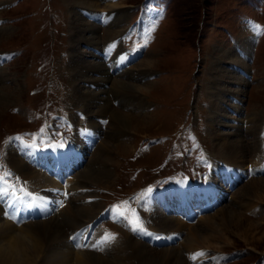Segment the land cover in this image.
Returning a JSON list of instances; mask_svg holds the SVG:
<instances>
[{"label":"rangeland","instance_id":"obj_1","mask_svg":"<svg viewBox=\"0 0 264 264\" xmlns=\"http://www.w3.org/2000/svg\"><path fill=\"white\" fill-rule=\"evenodd\" d=\"M1 2L3 3L0 5V27H8L9 30L0 34V55L5 58L0 63L1 66H5L2 78L4 80L0 82V96L8 97L9 100L0 109V176H9L4 180L8 182L24 176L15 168L13 156L10 154L14 139H17L24 149H27V142L30 143V147L44 148L56 140L64 141L66 137L62 135L66 132L72 135L77 127L85 125L89 127L87 119L89 121L90 118L81 116L78 109H72L75 107L73 94L76 92L75 86L71 83L72 77L75 76L71 71L70 61L73 58L71 49L74 46L71 39L72 25L75 22L71 8L64 0ZM118 2L122 4L121 11L123 20L125 19L121 23L122 28L118 26L121 35L117 36L115 32L109 34L103 24L99 33L101 42L97 49L80 44L76 51L84 50L85 54L92 51L104 55L113 45L108 46L107 42L111 43L112 40V43H118L120 50L124 46L125 51L135 57L130 59L123 69L119 71L111 69L110 74L114 77L110 76L109 83L105 86L110 89L115 79L130 82V77L133 76L135 82H132L135 84L149 86L150 92L141 96L149 107L143 113L135 109H131V112L129 107H123L121 104L128 95L122 92L114 93L112 90L110 92L112 94L109 93L110 107L121 113L131 114L144 124L121 135L123 137L114 138L111 114L97 119L96 122L99 121L98 125L101 126L100 135L95 130L98 144L95 143L91 149L89 146L86 147L84 160L80 168L77 167L72 172V177L82 172L88 162L95 161L98 168L97 160L100 158L101 150L96 153V149L99 143L104 141L106 147L103 149L114 148L110 153L113 162L107 164L111 179L103 176L101 181L91 183L90 189L84 190L85 193L90 192L89 199L94 203L98 202L104 209H109L110 206L120 208L131 216L132 220L139 218L141 221L147 217L150 220L151 214L154 220L153 210L156 205L154 204L150 210L147 204H141L146 193L161 189L171 190L180 182L193 184L203 182L212 174L214 164L216 166L212 160L216 152L214 132L210 131L209 126L210 122H213L210 117L212 104L215 102L213 98L217 86L214 83L217 78L224 88L223 93L219 94L225 97L219 100L222 108L220 112L227 115L225 120L230 121L231 125L236 124L243 129L241 130L243 132L238 134L244 135L246 147H252L253 143L256 145L251 148L247 162L242 164L244 173L232 163V158L231 161L227 160L226 167L229 166L232 173L239 172L240 180L232 188L226 186L225 189L219 186V182L217 183V186L226 193L224 200L220 201L221 205L208 212L216 213L221 206L231 205L233 194L240 187L247 185L252 178L260 180L264 178V168L255 174L253 171L254 167L257 169L262 164L255 159L254 149L257 147L262 150L264 156V0H118ZM87 15L85 13L86 17ZM247 39L253 40L247 63L244 66L236 65L237 69L234 70L231 67L234 62L230 57L237 48L236 44ZM143 60L153 62V65L151 74L141 78L143 73L141 70L144 67L140 62ZM242 69L245 73L241 72ZM124 71H127L126 76L121 74ZM118 73L123 77H117ZM238 77H242L246 83L240 96V109L236 113L234 104L238 94L233 90L238 89L240 92L242 83ZM75 114L77 119H74L69 127L65 120L70 121V118L72 120L71 115ZM94 119L96 118L93 117L92 120ZM75 121L79 123L76 124ZM218 127L217 129L222 131L229 130L226 126ZM60 131L63 133H59ZM14 152L27 162L29 170H43L25 158L19 149ZM217 162L223 160L217 158ZM257 187L254 190L250 188L244 190L264 194V183ZM150 197L146 198V201ZM237 198L240 203L246 201L240 194ZM254 198L253 204H249L253 207L248 206L250 210H247L246 206L245 210H241L244 219L223 226L220 230L221 234L218 235L221 236V241L215 243L219 245L220 250H217L218 247L202 251L199 249L189 254L185 251L183 255L187 262H190L188 264H264V198H261V203L255 202L258 201L256 196ZM141 206L144 212L140 211ZM236 206L232 205L231 208L237 209ZM259 206H262V209ZM99 210L95 212L96 215L94 214L99 221L95 230H101L97 234H114L119 241L131 237L143 242L132 234L130 226H123L126 224L124 221L121 224L107 214L102 215ZM237 211L240 212L239 209ZM174 213L172 208L165 209L168 216H177ZM200 216L201 214L192 221L185 219L184 221L187 224L192 223L193 226L197 224ZM82 220L87 223L89 217L82 216ZM154 226L155 223L152 226L147 225L153 229ZM183 233L158 231L159 235L163 234L165 237L172 234L182 237H176L174 243L165 246L147 244L158 252L179 247L183 241ZM108 248L105 245L102 250L89 252L103 255L105 261L113 264L114 260L107 254ZM130 263L138 264V261Z\"/></svg>","mask_w":264,"mask_h":264},{"label":"bare ground","instance_id":"obj_2","mask_svg":"<svg viewBox=\"0 0 264 264\" xmlns=\"http://www.w3.org/2000/svg\"><path fill=\"white\" fill-rule=\"evenodd\" d=\"M1 1L0 5L3 3ZM64 1L71 8L72 15H75V22L72 25L73 35L71 39V44L74 46L73 49H71V55L73 58L70 60L72 67L71 71L75 74V76L72 77L71 83L75 86L74 89L76 92L73 94L75 95L73 97L75 107L72 109H78L77 111L81 112V116L84 115L85 117H89L90 120L88 121L87 119V122H89L90 128L86 125L87 128L92 129L94 132L96 130L97 134L99 135L101 133V131H99L101 126L98 125L100 122L98 121L97 123L96 120L102 119V116L105 118L106 114L110 113L112 123L111 127L113 126V132L115 133L113 137H123L121 135H124L126 132H130L131 130H135L140 124H144V122L136 120V118H134L131 114L121 113L117 110H113V108L110 107L111 105H109V93L113 90L114 93L122 92L123 94H127L128 96L124 97V101L121 103L122 106L129 107L130 110L135 109L140 113H143V111L146 112V109L149 107V105H147V102L141 96H143V93L150 92V89L148 88L149 86L135 84L133 76H131L130 82L122 80L118 81L115 79L109 89L107 86H105V84L109 83L111 78L110 76H112L110 74V70L116 68V65L122 64L125 60H127V57L123 58V56L119 55L120 53L118 54L116 51L113 52L110 57L105 56L107 53H104V55L103 53H99V55L98 53L92 51H88V54H85L84 50L79 52L76 51L77 46L79 47L80 44H87L88 48L97 49L101 42V35H99V33L101 32L103 24L108 29L109 34L115 32L117 36L121 35V31L118 29V26L120 28L121 23L125 20H123L122 15V4L118 2V0ZM85 13L88 14L87 17L85 16ZM88 17H90L92 20H89ZM97 21L98 23H96ZM7 30H9L8 27L1 26L0 34ZM252 41L253 40L249 39L239 41V43L236 44L237 48L234 54L231 55V53H229L231 55L230 60L235 63H232L231 66L234 68V70L237 69L236 65H246V59L249 57V53L253 46ZM112 42H107L108 46L113 44ZM102 56L105 59H101ZM118 58L123 59L119 60ZM4 59L5 58H3V55H0V63L3 62ZM108 62H110L109 67L111 68L108 67ZM140 64H143L144 67V69L141 70L143 72L141 78L149 76L152 71L151 68L153 62L149 60H143L140 62ZM106 67H108V69ZM4 68L5 66L3 67L0 65V82L4 80L2 79L4 78L5 74L3 71ZM234 70H232V72L236 73ZM241 72L245 73L243 69ZM87 74L90 76H87ZM121 74L126 76L127 71H124ZM121 74L118 73L117 77H123ZM238 79H240V82H242L240 84L241 90L240 92L238 89L237 91L233 90L238 94L236 97V103L234 104V111L236 113L240 109V96L243 94V85L246 83L242 77H238ZM214 84L217 87L215 88L216 91H214L215 98L213 99H215V102L212 104L213 110L210 117L213 119V122H210L209 126L210 131L212 130L214 132V145L216 147V152L214 156L212 155V160L216 163V165H220V163L224 162L223 164L226 167L228 163L227 160L231 161L230 159L232 158V163L236 164L238 168H240L244 173L245 170L242 169V164L247 162L250 157V150L256 144L253 143L252 147L250 148H248V146L246 147L244 144V135L242 134L239 136L238 134L243 132L241 131L243 129L239 125H231L230 121L225 120L227 115L224 113L223 115L220 112L222 108L219 105L220 98L224 97V95L219 93H223L222 90L224 88L217 78L215 79ZM111 94L112 93H110V95ZM117 95L118 94H116V96ZM110 97L112 98L113 96ZM8 100V97L0 96V109L7 103ZM126 100L127 104L125 105ZM120 101H122V99H120ZM82 110L84 113H82ZM71 116V122H73L74 119H77V114ZM93 117L96 119L92 120ZM75 123L77 124L79 122L75 121ZM80 125H82V122ZM218 126H226L229 130L222 131L221 129H217L219 128ZM248 129L251 131L250 128ZM79 131L80 129L78 127L75 137L78 139V142L81 144L83 149H87L86 147L88 144L86 145L84 142L88 143V141L84 137V134H78ZM89 142L91 143L90 140ZM103 147L106 146H104V141H101L96 149V153L101 150L100 158L97 160L99 163L98 168H96L97 163L95 161H91V163L88 162L87 165L84 166L85 168L82 170V172H79L75 177H72L73 174H71L66 178L61 179L60 177L55 176L52 172H46L43 170V172L39 170H29L27 162L19 158L14 150L17 151L19 149L22 152V155H24V157L27 158L31 163H34L33 159L31 158L34 157V155L25 150L23 145L20 144L17 139H14V141L11 143L10 154L13 156L15 168L25 176H19L22 179V183L24 185L26 183L28 188L37 193L38 196H48L54 202L57 201L58 205L63 204V206L62 209H58V211L55 209L54 213L42 220H35L19 224L7 217L4 210L5 205L0 202V264H112L111 262L105 261L106 258L103 255L100 256L93 252H89L90 250H97L98 248L104 247L105 245H101V240L103 239L104 235L108 233H103L101 235L100 233L97 234V232L101 230L97 229L93 231V234L89 235V237H92L90 240H88L89 242L86 245L83 244L86 236L85 233L82 234V237L80 238L75 236L77 231H92L94 228L93 226H95L97 223L96 220H98V217L95 218L96 216L94 217V214L99 209H103L102 211L99 210L101 211L102 215L107 214L108 216L115 217L118 214L116 209H104L101 204H98V202L94 203L93 200L89 199V197L91 198L90 192L85 193L84 191L90 189L91 183L94 184L96 181H101L104 177H111V173L107 169V164L109 165L113 162V158H110V153L114 151V148L111 147L103 149ZM253 153L255 159L257 158L258 162L260 164L262 163L259 168H253L255 174L264 168V156L262 150L258 149L257 147L254 149ZM217 158H220V160L222 159L223 162H217ZM223 164L220 165V168L224 167ZM247 168L248 166L246 169ZM211 181L213 184L211 188L206 190L208 192L205 193V196L209 194V196L212 197L210 201H213L211 204L216 206L220 203V200H224L225 193L220 189V187L217 186L218 182L219 186H222L219 177L216 178L213 176V178L204 185L211 184ZM260 183H264V178H262V180L252 178L250 181H248L247 185L242 186V188L240 187L233 194L234 199L231 205L226 204V206H221L216 213L213 212L210 214L207 212L201 214L197 224L193 226L191 225L192 223L187 224L185 223L184 219L178 216H168L165 214L166 208L168 209V207H173V205H175L172 202L171 205L168 202V198L162 200L165 201V203H163V206L162 204L160 206L156 201V198H153V196H146L145 198L147 199L150 197V199L147 201V203L150 204V209L154 206V204L156 206L153 210L154 220H152L151 214L149 217L150 220L148 217L146 218L145 227L150 228L147 227V225L152 226L155 223L154 229L152 228L155 231L184 232V237L182 239L183 241L179 247L162 249L160 252H158L153 248H150L146 242L145 244L143 243L144 241H137L134 240V238L129 237V239L126 238L124 241L115 239L111 243L106 244L107 247H109L107 249V254L111 255L110 257L114 260L113 264H132L130 262L135 263V261H138V264H188L190 262H187L183 255L185 251L189 254L196 252L199 249L201 251L203 249H217L219 245H216L215 243H219V241H221V236L218 234H221L220 230L223 228V226H229L238 220L244 219L245 216L242 214L241 210H245V206L247 210H250L248 209V206L253 207V205L249 204H253L252 201L255 200V196L257 198L256 200H258L255 202H262L261 198H264V194L248 192L244 190L246 188L253 190L257 189V186ZM177 190L182 195H187V199L191 200L189 201L190 203H188L191 205V207H193L194 203L191 202L192 200H195L194 196L196 195H193L190 192L194 191V187H191L186 182H181L177 187ZM65 191L68 193L67 198L65 195H63ZM163 194V192H160V195ZM236 194H240L245 197L246 201H242L241 199L242 202L240 203L239 198H237L238 195L236 196ZM232 205L233 207L237 205L236 208L239 209L240 212L238 213L237 209H232ZM259 207L262 209V206ZM82 216L89 217L88 222L86 221L87 223L84 222L85 220H82ZM44 220L46 221L41 222ZM125 225L126 224H123V226ZM185 232H187L186 235ZM176 237L182 236H175L174 241ZM169 243H172V241L169 240ZM217 250H220L219 247Z\"/></svg>","mask_w":264,"mask_h":264},{"label":"snow or ice","instance_id":"obj_3","mask_svg":"<svg viewBox=\"0 0 264 264\" xmlns=\"http://www.w3.org/2000/svg\"><path fill=\"white\" fill-rule=\"evenodd\" d=\"M125 219H128V217H125ZM132 225V230L134 232L139 231L141 233L145 232L146 229L144 228L142 222L139 220V218H136L134 220L130 221ZM116 239L114 234H106L103 239L101 240V245H106L108 243H111ZM97 250H102V248H98Z\"/></svg>","mask_w":264,"mask_h":264}]
</instances>
